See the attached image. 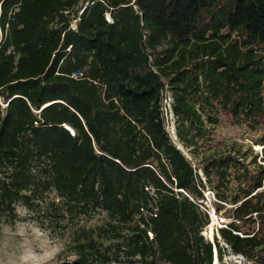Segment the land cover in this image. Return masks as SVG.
<instances>
[{
    "label": "trees",
    "instance_id": "obj_1",
    "mask_svg": "<svg viewBox=\"0 0 264 264\" xmlns=\"http://www.w3.org/2000/svg\"><path fill=\"white\" fill-rule=\"evenodd\" d=\"M220 123L260 154L220 152ZM205 187L220 240L264 264V0H0V222L22 206L63 264H224Z\"/></svg>",
    "mask_w": 264,
    "mask_h": 264
},
{
    "label": "rangeland",
    "instance_id": "obj_2",
    "mask_svg": "<svg viewBox=\"0 0 264 264\" xmlns=\"http://www.w3.org/2000/svg\"><path fill=\"white\" fill-rule=\"evenodd\" d=\"M169 92L163 93V99ZM164 127L171 139L177 142L175 135L174 118L169 113L163 119ZM174 131V135L172 134ZM258 135L244 132L243 129L220 123L215 129V142L220 152L241 151L247 154V161L254 154H260L262 146L254 145ZM185 156L191 160L188 150L178 145ZM259 159V158H258ZM226 219L227 216L221 210ZM17 217L13 221L1 219L0 222V264H63L72 261L68 257L67 238L59 237L55 232L40 227L22 206L16 207ZM103 221L95 217L86 223L87 226H96ZM225 256V258H224ZM223 256L224 264L230 261ZM218 263V262H217ZM219 264V263H218Z\"/></svg>",
    "mask_w": 264,
    "mask_h": 264
},
{
    "label": "built area",
    "instance_id": "obj_3",
    "mask_svg": "<svg viewBox=\"0 0 264 264\" xmlns=\"http://www.w3.org/2000/svg\"><path fill=\"white\" fill-rule=\"evenodd\" d=\"M84 9H85V5L80 8L78 12V16L82 14ZM77 21H78V18L73 20L71 23V28L74 30L76 29ZM105 21L107 23H112V19L109 16V14L105 15ZM74 76L77 77L79 76V74H74ZM171 103H172V99L170 97V94H168L165 96L162 102L163 119L164 117L166 119L168 113H169L170 119L171 118L173 119V115L171 112ZM66 129L68 130V128ZM172 134L174 135L173 130H172ZM202 180L204 182V179ZM202 195H203V198L200 200H197L196 202L190 198V200L199 207V209L207 216V219H208L207 225L200 232L201 236L205 240L211 242L212 244L214 243V238H217V240L220 243V246L226 250V253L224 255H226V259L230 261L231 264H251L242 255L231 253L229 251L228 246L220 240L219 230L227 229L231 220L226 219L223 213L221 212V210L220 211L216 210V208L214 207V203H218V201L216 200L214 193L209 188L205 187V189L202 191ZM149 237H151L150 233H149ZM213 257L216 258L215 247L213 248ZM226 264H229V263L226 262Z\"/></svg>",
    "mask_w": 264,
    "mask_h": 264
},
{
    "label": "bare ground",
    "instance_id": "obj_4",
    "mask_svg": "<svg viewBox=\"0 0 264 264\" xmlns=\"http://www.w3.org/2000/svg\"><path fill=\"white\" fill-rule=\"evenodd\" d=\"M217 262H218V261H217V258H215V259H214V264H218Z\"/></svg>",
    "mask_w": 264,
    "mask_h": 264
},
{
    "label": "water",
    "instance_id": "obj_5",
    "mask_svg": "<svg viewBox=\"0 0 264 264\" xmlns=\"http://www.w3.org/2000/svg\"><path fill=\"white\" fill-rule=\"evenodd\" d=\"M177 148L181 151V149H180L178 146H177ZM214 259H215V258L213 257V264H214Z\"/></svg>",
    "mask_w": 264,
    "mask_h": 264
}]
</instances>
